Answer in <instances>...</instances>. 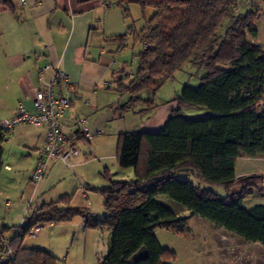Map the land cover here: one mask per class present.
Returning a JSON list of instances; mask_svg holds the SVG:
<instances>
[{"label": "trees", "instance_id": "trees-1", "mask_svg": "<svg viewBox=\"0 0 264 264\" xmlns=\"http://www.w3.org/2000/svg\"><path fill=\"white\" fill-rule=\"evenodd\" d=\"M132 3L155 12L141 30L130 27L127 33L109 37L121 48L129 33L143 43L137 72L130 78L124 70L116 79L114 90L128 96L121 114L150 113L158 106L159 88L187 64L203 71L200 84L184 86L160 130L119 133V165L134 168L135 179L107 174L110 183L100 190L104 217L71 205L69 195L45 202L26 217L15 236L7 237L10 228L1 227L0 258L6 249L13 252L0 264H60L49 250L24 247L23 241L36 226L77 216L85 228L110 230L109 249L100 264H172L176 253L161 244L155 230L186 233L190 226L158 200L161 195L193 215L264 245V204L247 208V189L234 192L237 159L264 157V46L251 40L258 36L263 13L252 8L242 12L236 0H116L114 4L127 16ZM192 107L205 112L187 114ZM5 139L0 132V157Z\"/></svg>", "mask_w": 264, "mask_h": 264}, {"label": "rangeland", "instance_id": "rangeland-1", "mask_svg": "<svg viewBox=\"0 0 264 264\" xmlns=\"http://www.w3.org/2000/svg\"><path fill=\"white\" fill-rule=\"evenodd\" d=\"M236 1L240 10L245 12L251 5L254 6L251 3L259 0ZM260 2L263 3V0ZM110 10L115 11L112 14L114 29L120 33H127L130 27L141 30L146 20L155 12L152 7L143 8L138 3L129 5L127 16L124 15L122 7H111ZM227 23L226 21L223 25L222 33ZM261 24V38L264 39V18ZM142 49L143 43L129 33L122 52L114 58L115 61H112L114 72H122L120 70L122 65L125 69V76L128 74L127 76L130 77L131 74H135L139 68L138 55ZM198 72L196 67L187 64L159 88L156 102L168 104L185 85L198 86L203 71ZM8 101L11 102L7 107H0V119L2 120L10 119L14 115L15 110L13 113L11 110L16 109L22 99L12 96ZM186 112L195 116L203 114L205 110L202 107H192L187 108ZM133 121L130 119L123 126H128L130 123L132 127L128 126V128H135ZM35 129L27 123L17 125L11 131H7L6 134L10 137L2 144L0 230L4 226L10 228L6 234L9 238L15 236L17 228L23 225L26 217H29L33 210L45 202L58 200L65 195L70 196L71 205L88 206L93 209L94 215L102 218L106 214V209L100 190L110 183L107 174L114 179L129 181L135 179L134 168H124L119 165L118 137L96 134L91 140L79 139L77 141L80 155L73 158L74 166L69 168L64 162L53 159L49 163L45 177L35 182L32 179V172L38 157V149L33 147L35 142L32 141L36 138ZM21 133L28 135L31 141L21 139ZM54 161L56 164L53 165ZM256 192L260 194L246 198L244 206L251 208L264 204L262 194L264 190L256 188ZM158 200L186 218L190 226V230L186 233L159 227L155 230L161 244L176 253L175 262L172 264H264V245L260 242L246 240L207 218L193 215L167 195H161ZM82 223L81 216L70 221L56 223L54 227L45 223L38 231H33L25 237L23 246L44 249L51 247L60 256V264H100L109 249V228L83 229Z\"/></svg>", "mask_w": 264, "mask_h": 264}, {"label": "crops", "instance_id": "crops-1", "mask_svg": "<svg viewBox=\"0 0 264 264\" xmlns=\"http://www.w3.org/2000/svg\"><path fill=\"white\" fill-rule=\"evenodd\" d=\"M115 1L0 0V107H7L11 102L8 101L9 98L17 96L22 99L20 103L34 111V93L43 86L39 71L45 70V80L49 81L58 69L68 75L73 89L81 94L63 120L67 134H75L77 119L81 116L87 117L91 131H100L104 135L118 137L122 131L160 130L172 110L177 107L176 101L171 100L165 105L158 103L145 116L133 111L124 114L120 112V106L126 98L114 89L116 79L122 73L114 72L111 64L122 52V48L120 43L109 39L111 36L123 34L114 29L112 14L115 11L110 8H120L114 4ZM251 4L254 6L251 5L250 8L263 13L257 24L260 30L258 36L251 40L264 45V39L261 38L264 0L263 3L259 0ZM121 67L120 70L124 71V67ZM16 109L12 108V113ZM130 119L134 120L135 128H128L132 127L130 123L123 126ZM0 121H3L2 118ZM32 126L36 128L33 147L39 149L44 144L48 129L44 125ZM9 137V134L5 135V140ZM20 138L31 141L28 135L22 133ZM236 172L238 180L234 192L249 187L246 197L249 198L251 195L260 194L256 192V188L264 190V157L238 158ZM218 190L222 191L220 188ZM82 207L94 214L90 207ZM49 225L54 227L56 223ZM82 226L86 229L84 221ZM45 248L58 256L61 263L60 256L53 248Z\"/></svg>", "mask_w": 264, "mask_h": 264}, {"label": "built area", "instance_id": "built-area-1", "mask_svg": "<svg viewBox=\"0 0 264 264\" xmlns=\"http://www.w3.org/2000/svg\"><path fill=\"white\" fill-rule=\"evenodd\" d=\"M133 76L131 74L130 78ZM39 79L43 86L34 93L35 110L31 111L23 103H20L10 119L0 121V132L5 135H7V131H11L22 123L47 127V135L44 144L38 149L37 162L32 172V179L35 182H39L45 177L49 163L53 159H58L69 167L74 166L73 158L80 154V149L77 146L78 139L81 137L91 140L96 134L101 133L100 131L97 133L91 131L87 117L81 116L77 119L75 134H67L64 130L63 120L69 108L81 97V94L73 89L68 75L58 69L55 70L49 81L45 80V70H40ZM41 227L36 226L33 231L36 232ZM12 252V249L3 251L0 262L8 261Z\"/></svg>", "mask_w": 264, "mask_h": 264}]
</instances>
